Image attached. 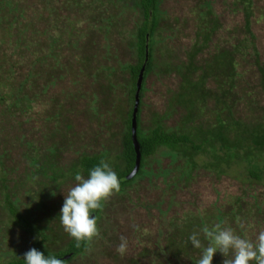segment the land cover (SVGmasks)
I'll return each mask as SVG.
<instances>
[{
    "label": "rangeland",
    "instance_id": "1",
    "mask_svg": "<svg viewBox=\"0 0 264 264\" xmlns=\"http://www.w3.org/2000/svg\"><path fill=\"white\" fill-rule=\"evenodd\" d=\"M10 1L0 5V182L3 177L6 186L0 185V264L35 248L36 240L11 222L5 195L43 230L42 246L58 253L72 240L59 215L79 157L106 152L110 166L120 164L115 157L131 108L126 66L136 63L133 43L143 21L133 0ZM252 6L246 29L237 0H159L140 131L159 125L205 140L213 156L159 148L141 176L103 202L100 236L66 264H197L202 253L189 240L194 231L206 244L201 229L217 222L253 238L264 229V185L246 181L242 172L233 175V161L226 163L232 149L218 154L219 142L211 140L221 133L234 143V122L264 126V0ZM214 25L204 42L202 29ZM235 48L232 77L231 68L223 70L224 56L210 69ZM199 49L190 72V56ZM200 80L204 92L192 91L190 84ZM121 236L128 240L124 255L116 251ZM224 259L217 252L212 264Z\"/></svg>",
    "mask_w": 264,
    "mask_h": 264
},
{
    "label": "trees",
    "instance_id": "2",
    "mask_svg": "<svg viewBox=\"0 0 264 264\" xmlns=\"http://www.w3.org/2000/svg\"><path fill=\"white\" fill-rule=\"evenodd\" d=\"M240 2V6L242 10L245 12L246 17V29H248L249 26V19L252 17L253 14V6H252V0H237ZM10 0H1L0 5H3V7H9L11 6ZM132 4L137 6L139 10L141 11V15L143 18V21L139 27H137L136 35H135V43H133L135 48V56H136V63L133 65H127L126 68L129 73L130 77V88H129V101L131 104L130 111L127 114V119L124 122V131L122 134V151L119 155L115 157L116 161H120V164H114V166H111L113 170L116 172L118 177L120 178V191H123L130 183H132L137 177L141 176L142 172H144V165L148 158L154 156L156 151L159 148H167L169 150H173L174 148H177L181 146L184 150V153L187 151V149H191L193 151L194 155H199L201 153H207V155L213 156L211 146L206 145V141L204 140L202 143L195 142L191 136L187 134H177V133H167L164 131L161 126H156L149 134H142L139 128V116H140V107H141V100L143 98V83L148 76V74L152 71L154 67V61H153V38L154 34L157 29V19H158V4L159 0H133ZM204 7L207 11V14H213L210 11L209 4H201L200 7ZM206 28V27H205ZM202 29L201 32H203V38L204 42L208 41L210 36L214 33L216 29V25L214 27H209L207 29ZM248 31V30H247ZM246 42V41H245ZM243 42V43H245ZM242 43V42H241ZM243 45V44H242ZM235 50L230 53H222L217 58H215L214 62L212 64H208L210 69L213 71L216 69L217 66L220 67V65H217V63L220 61V58L224 56L226 59V66L223 70H226V72H229L228 76L232 77L233 75V65H234V55ZM200 51L197 50L194 52L189 59V63L187 66L188 71L194 72L196 69L193 66L194 63V57L196 54ZM258 55V54H256ZM257 60V57H256ZM144 65V73H143V81L142 86L139 92V105H138V112L136 116V138L137 142L140 147V167L138 169L137 174L131 178L128 179L127 176L131 173V171L134 168L135 165V152L132 145L131 140V118H132V111L134 106V95L136 91V82L139 75V72ZM259 74L261 78V84L262 87H264V65L259 68ZM207 75H212L211 71ZM204 83L202 80H200V84L193 85L190 84V88L192 91L194 90H200L201 93L204 92ZM231 87H233L231 85ZM205 94V93H204ZM4 100V97H0V102ZM201 100H204V96L201 98ZM179 104H182L179 102ZM190 107V105H189ZM191 108V107H190ZM264 116V114H263ZM222 125V124H221ZM234 126L238 128H234V130H237L238 137L236 136L234 143H230V146L227 142H225V138H222L221 133H218V136L212 138L211 140L218 141L219 150L216 152L218 154L226 155L229 153V151H233V155L226 160V163L229 165V162L233 161V165L235 168V172L233 175L240 176L239 173L242 172L246 175V181L248 182H257L264 185V126L262 124H256L252 126L248 125H242L238 122H234ZM224 125L219 126V131H223ZM228 128V127H226ZM225 142L226 144H223ZM227 145V146H226ZM206 146V147H205ZM211 150V151H210ZM209 151V153H208ZM192 158V157H191ZM101 160L107 161L109 164L111 161L107 158L106 152H100L99 154H83L79 157L77 167L76 169L72 170V174H76L78 171L84 172L89 174V171L99 165V162ZM210 160H213L211 158ZM222 161V160H221ZM220 160H215L214 162H221ZM191 166H195L196 164L191 160L189 162ZM71 174V173H70ZM231 175V174H230ZM4 179L2 177V180L0 182V185L3 189H6V186L3 185ZM5 206L6 211L9 214V218L12 223L19 225L20 227L27 230L29 233H34L36 235L35 240V249L42 252L45 257H47L49 254L55 255L58 259H64L65 256H70L66 262L72 258H75L76 256H79L83 254L85 251L86 244L81 245L80 248L76 247V242L72 238L70 243L66 245L65 250L60 251L58 253H50L48 252L42 245L45 242V236L43 235V230H39L36 227H33L30 225L26 217H22L17 210V206L14 204V202L10 201V198L8 195H5ZM103 207V205H102ZM102 209V208H101ZM100 210H97L92 213L93 217L95 216L98 219V216L101 212ZM4 264H24V254L18 255L14 257L13 259L7 261Z\"/></svg>",
    "mask_w": 264,
    "mask_h": 264
},
{
    "label": "clouds",
    "instance_id": "3",
    "mask_svg": "<svg viewBox=\"0 0 264 264\" xmlns=\"http://www.w3.org/2000/svg\"><path fill=\"white\" fill-rule=\"evenodd\" d=\"M74 181V185L64 193L59 222L80 248L82 243L90 244L100 236L97 218L92 213L100 210L103 202L120 191V178L107 161L101 160L87 177L78 171ZM239 227L244 230L246 226L242 222ZM201 232L206 244L195 231L189 237L191 245L202 253L197 264H212L217 252L225 257L223 264H264V229L253 238L246 230L241 235L234 228L217 222L211 227L204 226ZM127 250L128 240L121 236L116 251L124 255ZM24 264H66V261L52 254L45 257L42 252L31 248L24 254Z\"/></svg>",
    "mask_w": 264,
    "mask_h": 264
},
{
    "label": "water",
    "instance_id": "4",
    "mask_svg": "<svg viewBox=\"0 0 264 264\" xmlns=\"http://www.w3.org/2000/svg\"><path fill=\"white\" fill-rule=\"evenodd\" d=\"M144 68L145 67L143 65L140 72H139L137 82H136V91H135V95H134V106H133L132 118H131V140H132V145L134 148L136 158H135L134 168L131 171V173L127 176L128 179L133 178L137 174L138 169L140 167V147H139V144H138L137 138H136V116H137V112H138L139 92H140V89L142 86ZM69 257L70 256H65L64 259L67 260Z\"/></svg>",
    "mask_w": 264,
    "mask_h": 264
}]
</instances>
